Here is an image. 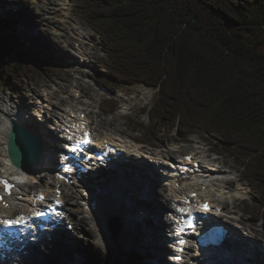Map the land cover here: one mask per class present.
<instances>
[{"label":"trees","instance_id":"obj_1","mask_svg":"<svg viewBox=\"0 0 264 264\" xmlns=\"http://www.w3.org/2000/svg\"><path fill=\"white\" fill-rule=\"evenodd\" d=\"M20 1L18 12L0 16V87L13 94L60 64L45 38L19 39L18 17L29 27L41 22L29 1ZM76 1L102 37L104 82L155 90L143 111L149 123L131 119L134 130L152 142L174 129L183 138L216 136V148L262 195L246 210L264 219V0ZM84 253L87 264H143L138 250L117 259L89 243Z\"/></svg>","mask_w":264,"mask_h":264},{"label":"rangeland","instance_id":"obj_2","mask_svg":"<svg viewBox=\"0 0 264 264\" xmlns=\"http://www.w3.org/2000/svg\"><path fill=\"white\" fill-rule=\"evenodd\" d=\"M25 1H29V6L35 9L41 18V22L33 27H29L25 23H22V17H18L15 22L17 23L16 26H18V30L23 31V34L19 33L20 35L17 33L19 39L23 43H28L29 39H35L41 44V42L44 41V38H46L45 41L52 47L48 49L54 53L55 57L58 58L57 62L60 64L56 66L57 70L52 76L39 77L36 81L28 80L23 84H20L16 91L17 94H13L11 91L0 87V119L3 118L1 110H5L7 113H11L13 110L23 114H28L24 112L28 110L31 115V113H33L32 108H36L33 104L36 105V98L38 97L34 93L46 92L52 96L53 106L49 105L48 107H45L44 110L47 112H57L58 116L55 117L57 119L62 117L61 113L64 111H74L73 115L78 117L79 112L83 110L85 112H91L90 116L96 121L95 126L99 128L102 135L109 131H124L136 138H142V136H144L142 133L135 132L132 129L133 125L131 124V119L149 123V118L147 114L143 113V111L145 107L152 105L155 91L142 85L113 86L103 83L104 78L106 77L105 74L108 72L104 62V59L107 58V54L103 51L101 37L97 35L95 29L93 30L91 28V26H93L92 23H89L86 13H83L82 7L76 0ZM22 6L23 4L20 0H0V16L6 18L11 14H15L22 8ZM63 7L67 8L63 9ZM64 16L66 18H63ZM79 30L80 32H88L92 34V37L89 39L90 41L88 40L89 44L85 47L87 48L88 53L87 61H84L85 59L82 54L78 52L73 54V50L75 49L74 42L76 40L82 42L80 38L76 39L79 37L77 35ZM258 38L264 40V30L259 32ZM81 68L88 70L92 75L86 77L84 75L87 74L85 70L79 71ZM92 77L96 78L95 83L94 81H91ZM99 84L108 87L109 93L101 91ZM79 93H82L83 95L79 96ZM107 100L111 101L110 103L112 104L110 108H107L109 111H105ZM28 104L30 107H28ZM53 107L55 110H53ZM25 108H27V110ZM114 109L116 110L113 111ZM85 112H83V114ZM32 118L34 119L33 123L35 125L38 124L40 127H44L52 149H54V146L57 144L61 147V142L52 138L55 136V133L41 124V121H37L33 116ZM169 135L170 136L162 137L160 140H153V143L155 144L151 145H159L163 152L171 153L175 157L180 158L184 154L190 152H196L201 158H204L206 155L210 154V148H216L215 144H213V140L216 141V136L209 135L211 140V142H209L207 137L202 133H197L191 137L186 136L190 137L188 141L179 136L176 129H174ZM167 139H169V141H167ZM179 140L181 142H173ZM3 145L4 144H0V167L2 170H5L3 165L8 161L3 155ZM56 149L57 151L54 150L55 153L53 154V157H49L48 151L46 150V164L44 165L48 166V169H46L45 166L40 169L42 177L39 179V188L44 187L49 179L54 178V171L51 170V166L53 161L58 162L62 155L60 153L62 151L58 148ZM210 157L218 158V165L220 167L223 166L224 163L226 165L225 169L229 172L227 178L235 180L230 181V185L232 186L229 190L231 193L229 195H224L223 198L218 196V198L227 201L228 209L237 211L238 216H241L245 222L253 225L258 234L263 238L264 219H260L259 216L251 217L244 212L246 204L253 202L256 198L261 197L262 195L257 192L255 195L252 194L249 185L240 181L239 173H241V170L237 166L235 159L230 157L228 153L225 151L220 155L212 153L210 154ZM127 178L128 177L126 176L125 179L127 180ZM38 185L34 184L33 187L35 188ZM129 187H131L130 184ZM153 187L160 192V195L158 194L156 197L158 201L163 200L161 197L162 194L169 198V201H166L165 205L173 202L172 196H168L167 194L169 193L166 192L164 188H160L155 182ZM133 189L134 188L131 190L130 188L131 191H133ZM238 189H241L246 194L239 195L237 193ZM65 199L67 202L65 206L66 212L68 213V216L77 223V231L69 235L65 234V232H59L53 235L63 242L66 241V238H71L73 243L69 248L65 247L66 242L61 244L63 245L61 248L63 254L59 255L57 254V250L58 248L60 249V246H55L54 243L47 239L49 238V236H47L43 241L36 242V244H38L36 249H31L30 252H32L36 258V261H33L32 264H69V262H74L76 261L75 259H79L75 258L73 260L79 252L80 256L84 257V260H81L80 264H87V253L85 255L84 252H86V247L89 243H93L94 247L99 249L102 253L113 255L117 259L124 258L130 251L139 248L141 253L144 254V264H149L146 259L147 253L141 243L139 230H136L134 233L127 229L125 230V233H123V228L120 237L117 240L114 239L112 233L106 237L105 234L98 229L105 224L108 225L110 218L107 220L103 216H94L89 213L90 201L86 189H83L82 186L74 189L71 188L66 193ZM132 201L135 200L133 199ZM137 201L138 200H136V202ZM138 203L140 204L139 201ZM150 206L154 207L153 204ZM140 208H143L147 212V207L141 205ZM109 209L113 215L117 216V214L113 212V207L109 206ZM128 215L133 216V214L129 212L121 217L124 221L125 227L127 226L126 220ZM168 230L164 231L163 229L164 234L170 235V231ZM163 242L171 249L172 243L169 238H165ZM41 250L43 252H41ZM162 252H160L163 257V262L161 264H168V254ZM17 264H26V262H17Z\"/></svg>","mask_w":264,"mask_h":264},{"label":"bare ground","instance_id":"obj_3","mask_svg":"<svg viewBox=\"0 0 264 264\" xmlns=\"http://www.w3.org/2000/svg\"><path fill=\"white\" fill-rule=\"evenodd\" d=\"M67 8V7H63ZM63 18H66L65 16ZM80 37L86 38V35H88V32H80ZM82 55L86 56L88 55L87 51L85 49H82ZM39 94V93H37ZM49 96V95H48ZM43 102L45 101V98L42 99ZM47 101H49L50 103H52L53 101L51 100V98H48ZM2 112V119H0V144H4V156L5 159L7 161H9L8 163H5V165H3V168H5V171L12 175V176H16L18 178V180H22L24 182V180L29 176V180L31 181H36L37 178L41 175L40 169L41 168H45L48 169L45 162V157L47 155L46 150L48 151V156L49 157H53V154L55 153L54 150L57 151V146H54V149H52L51 143L49 142L48 139V135L46 134L44 127H40L38 124H34L31 123L27 120H24L25 118H27V116L25 115H21V117H18L17 114H12V113H7L5 110H1ZM83 112V111H82ZM81 113V112H80ZM8 116H11L12 118L17 117L19 121H24V125L29 127L31 130H33L36 134H38L44 143V150L42 149V156L43 158L41 159L39 164H36L34 166H29V168L26 169H19L16 168L14 165H12V163H10V158H9V154H8V148H7V143H8V137H9V128H10V119L8 118ZM23 116V118H22ZM13 120H16L15 118ZM90 121V120H89ZM94 123V122H93ZM76 126V124H74ZM46 127V126H45ZM76 128V127H75ZM52 131L54 129H56V127H51ZM54 133H56L55 131H53ZM121 135L118 136H110V137H106L107 135H104V138H100L101 141L100 143L104 142L105 138H108L109 141H111L112 143H114L116 146H118L119 148H121L123 151L126 152L124 158L128 159V162L126 163V165H122L123 163H125V161H123V163H120L118 161V168L122 165L123 168L121 169L124 171V174L127 173L130 175V179L128 180V183L131 185V188H134L133 191L130 190V187H126V193L125 190L121 193L120 198H123L124 195L126 194L127 199H129L130 203H127L125 201H119V199H116L113 202V205L116 209H118L120 211V213L122 214V216H124V214H128L129 212L133 214V216L128 215L127 216V220H126V228L124 227L123 229V233H125V230L129 229L132 232L135 233V231L139 230L140 233V237H141V243L143 245V248L145 249V252L147 253L146 259L148 261L149 264H161L163 262V257L161 256L160 252L162 253H166V251L168 250V247L166 244H164V239L165 238H169V235L164 234V231L167 230L168 227L171 226V223L168 222L169 220V216L166 217L165 213L168 212H172L174 206H172L170 203L166 204V201L169 200L168 197H165L161 194V197L163 198V200L158 201L157 200V195H160V192L153 187L154 182L157 183V186L161 185V182L159 181V170L157 171L156 169H154V167L152 165H148V163H144L142 164L141 168H137L134 166V162L133 161H137L133 158L134 153H138V151L141 149V145L137 144L135 141L137 140V138L131 134H128L126 132H120ZM53 136V135H51ZM155 154L157 155H162L164 157H160L161 160L163 161H170L171 163L174 162L175 158L172 156L171 153H165L163 151H154ZM193 153V152H190ZM197 154V153H196ZM195 154V155H196ZM53 160V159H52ZM205 162V161H204ZM47 172V171H46ZM203 172V175H202ZM228 173V171L223 170L222 167H216L213 166V164H211L210 162H205L204 166H203V171L201 170V174H196L195 176L192 175L190 176V178H185L183 180L184 185L182 190L186 193V195H190L191 192L193 191H198L201 190V194L204 195L205 198H208L210 195L207 194L206 191H204L202 188L203 185H207L209 188L213 189L214 191H217L220 195H225V194H229L231 191L229 190L230 187H228V185H230V181L225 179V175ZM36 174V175H35ZM124 179H120V181H123ZM28 181V179H27ZM176 181V180H175ZM232 181V180H231ZM101 183L104 182L103 187L108 191L107 194L108 196L110 195H114L116 188L113 186L108 185L109 180L105 179V181L100 180ZM125 183H127L124 180ZM171 184V183H169ZM122 185L121 182H119V187L120 188ZM173 185H175V182L173 183ZM21 186H25V184H22ZM48 186H52V184H48ZM232 186V185H230ZM156 187V186H155ZM172 191H176L175 189H172ZM187 191L189 192V194L187 193ZM242 192L241 190H238V193ZM138 194V198H141L144 200L143 201L140 199L138 203V201H132L135 198V194ZM181 194V193H179ZM177 198L181 199L180 196H178ZM178 199V200H179ZM135 200V199H134ZM180 202V201H179ZM168 203V202H167ZM151 204L154 205V207L150 206ZM181 204V203H180ZM221 204V203H220ZM143 207H147V212L143 209L140 208V206ZM35 207V206H34ZM30 208L28 211H26L23 214H20V212H16V215H21V216H25L26 213H28L30 210H35V208ZM167 212H165V211ZM188 212V211H187ZM186 212V213H187ZM90 214L94 215V216H103L105 219H111L112 217H114V215L111 213L110 210L104 208L101 209L97 212H93V211H89ZM180 219V215L177 216ZM123 224L124 221L121 218ZM167 220V221H166ZM125 226V225H124ZM108 225H104L103 227H100V229H98L100 232H102L103 234H105L106 237H108L110 235V231L107 229ZM249 227L252 229V231L254 233L258 232L256 231L255 227L253 225H249ZM163 228V229H162ZM161 230V231H159ZM247 234V232L245 233ZM167 236V237H166ZM264 238V237H263ZM66 244L65 247H70V245L73 243L71 238H66L65 239ZM52 243L55 244V246H60V249L58 248L57 250V254L62 255V246L61 244L65 243L63 241H61L60 239H58L57 237L53 236L50 240ZM38 246V244L33 245V247ZM41 252H43L41 250ZM78 253V252H77ZM80 253V252H79ZM76 254L75 257H83L80 256V254ZM177 253H174L171 257V259L174 260V256H176ZM52 257V256H51ZM82 259V258H81ZM170 259V260H171ZM248 260V258H246ZM22 260L24 262H26V264L30 263L32 264L33 261H36L35 255L32 254V252H30V254L24 256L22 258ZM169 260V261H170ZM53 262V261H52ZM251 264H264V258L261 257L259 254H255L251 260H250ZM241 263V262H239ZM244 263V262H243Z\"/></svg>","mask_w":264,"mask_h":264},{"label":"water","instance_id":"obj_4","mask_svg":"<svg viewBox=\"0 0 264 264\" xmlns=\"http://www.w3.org/2000/svg\"><path fill=\"white\" fill-rule=\"evenodd\" d=\"M9 140V155L17 167L27 168L40 159V141L20 123H11ZM109 225L114 239L117 240L122 231V221L119 218H111Z\"/></svg>","mask_w":264,"mask_h":264},{"label":"snow or ice","instance_id":"obj_5","mask_svg":"<svg viewBox=\"0 0 264 264\" xmlns=\"http://www.w3.org/2000/svg\"><path fill=\"white\" fill-rule=\"evenodd\" d=\"M73 127H75V125H73ZM69 139H71V137H69ZM90 139L88 138V133L85 132L84 133V137L81 139V140H78L76 142V147H74L72 150L73 151H76L77 148L79 147V145L81 144H88L90 143ZM65 159L67 160L68 157H65ZM73 169L71 167H65L64 171L65 172H71ZM20 182H23L22 180ZM0 184H3L4 185V188H5V191H9L11 186L9 185V183L6 181V180H0ZM41 199H43V197H41ZM57 203L59 204L60 201H57ZM201 210L202 211H208L209 208L208 206L205 204V205H201ZM181 212H184L185 209L181 208L179 209ZM27 221H26V218L23 217V216H20L14 220H4V221H0V223L4 224L5 226L7 227H11V226H14V225H21V224H25ZM179 243L181 245H183L185 242L183 240L179 241ZM179 250H182V249H179ZM177 259H179V257H177Z\"/></svg>","mask_w":264,"mask_h":264}]
</instances>
